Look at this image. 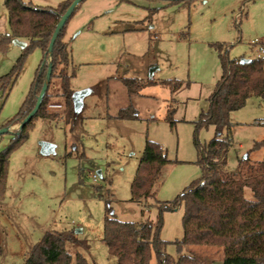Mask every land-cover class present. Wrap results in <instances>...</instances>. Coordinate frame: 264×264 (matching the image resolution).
<instances>
[{
    "label": "rangeland",
    "instance_id": "obj_1",
    "mask_svg": "<svg viewBox=\"0 0 264 264\" xmlns=\"http://www.w3.org/2000/svg\"><path fill=\"white\" fill-rule=\"evenodd\" d=\"M22 1L38 6L60 2ZM7 32V11L0 0V33ZM64 39L74 71L70 89L92 92L83 98L82 123L76 130L70 132L62 116L34 118L24 142L11 151L0 198V264H24L31 247L48 230H73L85 240L87 249L69 246L68 250L83 254L88 264H116L101 240L105 202L121 221L156 222L158 207L170 205L202 176L194 139L204 146L214 136V127L196 130L195 122L208 109V98L222 74L217 47H224L229 60L257 59L253 43L264 41V0H195L189 5L167 0H82L66 23ZM21 53L12 40L0 51V77ZM41 57L39 48L32 49L15 81L5 88L0 85V129L18 112ZM120 76L189 85L172 92L155 83L129 95L117 79ZM48 93L49 103L62 105L47 106L48 110L62 115L57 82ZM128 105L136 110V118H114ZM171 108L173 127L166 119ZM230 120L231 142L223 170L235 173L245 165L239 162L247 154L248 163L264 157L261 149L250 150L264 139V99L250 96ZM17 124L0 134V152L9 146ZM146 140L158 143L169 161L154 185V197L133 200L131 183ZM41 141L52 143L54 151L43 153ZM244 195L251 198L250 189L245 188ZM182 216V205L161 213L159 236L167 241L165 250L174 259L188 249L179 252L173 243L183 236ZM189 248L210 259L209 264L219 263L222 256L216 246Z\"/></svg>",
    "mask_w": 264,
    "mask_h": 264
},
{
    "label": "trees",
    "instance_id": "obj_2",
    "mask_svg": "<svg viewBox=\"0 0 264 264\" xmlns=\"http://www.w3.org/2000/svg\"><path fill=\"white\" fill-rule=\"evenodd\" d=\"M171 3L192 4L195 0H167ZM72 0H61L56 7L38 6L22 0H4L7 11L9 32L0 33V51H4L9 42L18 38L26 41V46L16 59L9 72L0 77L2 88L11 85L26 59L34 48L42 52L41 60L35 70L30 89L18 112L7 122L5 127L19 123L33 108L36 97L45 80L48 62L51 64V75L47 90L41 104L33 116L21 130L13 131L14 137L9 146L0 152V198H2L9 156L11 151L24 142L26 129L34 118L62 120L73 132L82 123L81 110H77L72 99L70 78L72 70L71 51L64 40L65 27L59 31L48 60V45L61 15L67 10ZM79 5L75 7L71 16ZM70 16V17H71ZM69 17V18H70ZM222 74L215 82L213 92L209 96V107L201 112L195 122L196 130L202 126L212 125L214 136L207 144L201 146L196 139L194 144L198 152V163L202 176L190 183L170 205L159 206L156 222L146 220L141 223L121 221L116 218L108 201L105 202L102 241L108 253L116 260V264H209L210 259L196 254L189 246L212 247L221 249L222 256L217 264H264V157L248 163V154L239 162L235 173L224 172L226 152L230 146L227 131L231 127L230 115L241 108L246 100L254 95L264 99V64L260 59L229 60L222 45L217 47ZM126 87L129 95L137 94L144 86L160 83L170 87L172 92L187 87L182 81L148 79L143 81L135 77H117ZM57 82L63 97V114L48 110L49 88ZM173 108L168 109L166 119L174 126ZM136 110L128 105L120 108L116 119H134ZM73 150L76 145L72 144ZM261 149L264 152V139L256 141L251 151ZM169 160L161 146L151 140L145 146L139 160L135 176L131 183L133 200L154 197V185L160 179L161 170ZM245 166V167H244ZM251 191V198H246L244 189ZM182 205L183 236L175 240L177 250L187 249L177 259L166 250L167 241L160 238L162 227L161 213ZM69 246L82 249L88 243L79 239L73 230H48L34 244L24 260V264H88L80 252L73 254ZM154 257V260H153Z\"/></svg>",
    "mask_w": 264,
    "mask_h": 264
},
{
    "label": "water",
    "instance_id": "obj_3",
    "mask_svg": "<svg viewBox=\"0 0 264 264\" xmlns=\"http://www.w3.org/2000/svg\"><path fill=\"white\" fill-rule=\"evenodd\" d=\"M81 1L82 0H72L71 4L67 8V10L61 15L59 21L57 22L56 27H55V29L53 31L52 36H51L49 45H48V60H50L52 47H53L54 41H55L59 31L64 26L66 21L69 19V17L71 16L73 10L75 9V7L77 5H79V3ZM12 41H13L14 44L18 45L22 49L27 44L25 41L20 40L18 38H14V39H12ZM248 60L249 59L241 58L240 62H245V61H248ZM50 75H51V64H50V62H48V68H47V71H46L45 80H44V82L42 84V87H41L37 97H36V102H35L33 108L29 111V113L17 124L18 131L21 130V128L26 123H28L33 118V116L36 114V112H37V110H38V108H39V106L41 104V101L43 99V96H44V94H45V92L47 90L48 83H49V80H50ZM89 93H90L89 89L76 91V92L72 93V99L76 103L77 110H80V108L82 107V104H83V98L85 96H87ZM8 131H11V130L8 127H3V128L0 129V134L8 132ZM40 148H41V151L43 153H45V154L52 153L54 151V145L52 143L46 142V141H41L40 142ZM97 173L100 174V171H97Z\"/></svg>",
    "mask_w": 264,
    "mask_h": 264
},
{
    "label": "built area",
    "instance_id": "obj_4",
    "mask_svg": "<svg viewBox=\"0 0 264 264\" xmlns=\"http://www.w3.org/2000/svg\"><path fill=\"white\" fill-rule=\"evenodd\" d=\"M253 44L257 45V50H256V57L257 59H260L262 61H264V41H255ZM62 105L59 103H49L48 104V108L50 109H57V108H61ZM93 181L96 180L97 176L94 173L92 175Z\"/></svg>",
    "mask_w": 264,
    "mask_h": 264
},
{
    "label": "crops",
    "instance_id": "obj_5",
    "mask_svg": "<svg viewBox=\"0 0 264 264\" xmlns=\"http://www.w3.org/2000/svg\"><path fill=\"white\" fill-rule=\"evenodd\" d=\"M60 1H61V0H60ZM50 7H56V6H50ZM20 40H21V39H20ZM64 40H65V39H64ZM23 41H24V40H23ZM25 42H26V41H25ZM148 79H152V80L156 81V80L153 79V78H148ZM158 81H160V80H158ZM182 88H185V87H182ZM182 88H181V89H182ZM181 89H180V90H181ZM180 90H178V91H180ZM178 91H176V92H178ZM91 92H92V91L90 90V93H91ZM90 93H89V94H90ZM83 105H84V104H83ZM83 107H84V106H83ZM82 109H83V108H82ZM97 174H98V173H97Z\"/></svg>",
    "mask_w": 264,
    "mask_h": 264
}]
</instances>
